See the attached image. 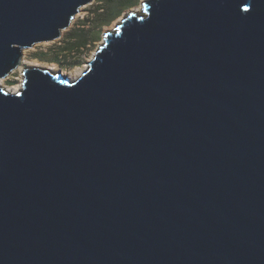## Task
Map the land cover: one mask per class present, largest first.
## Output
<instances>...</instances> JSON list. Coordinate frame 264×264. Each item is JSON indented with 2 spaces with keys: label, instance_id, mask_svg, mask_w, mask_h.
I'll return each mask as SVG.
<instances>
[{
  "label": "water",
  "instance_id": "water-1",
  "mask_svg": "<svg viewBox=\"0 0 264 264\" xmlns=\"http://www.w3.org/2000/svg\"><path fill=\"white\" fill-rule=\"evenodd\" d=\"M91 0H0V79ZM0 87V264H264V0H147L71 81Z\"/></svg>",
  "mask_w": 264,
  "mask_h": 264
},
{
  "label": "rangeland",
  "instance_id": "rangeland-1",
  "mask_svg": "<svg viewBox=\"0 0 264 264\" xmlns=\"http://www.w3.org/2000/svg\"><path fill=\"white\" fill-rule=\"evenodd\" d=\"M105 0H91L89 4L80 8L74 16L69 27L61 32L60 37L47 43L34 45L29 49L22 51V62H25L22 70L15 69L0 84L4 90L17 87L20 81L24 80L23 71L27 68H42L50 70L53 73H78L79 75L70 78L71 81L77 79L86 69L87 63L92 59L95 51L103 42V35L112 31L121 19L130 12H141L142 4L147 0H126L124 7H117L108 13L105 11L102 17L92 19V14L97 7L105 9ZM79 14V15H78ZM76 36H81L84 45L70 55H61L58 59L55 57L57 50L68 46L70 40ZM37 56H43L45 59H39ZM20 64V65H21ZM19 67V66H18ZM22 77V79H21ZM18 92V91H17ZM16 92H13L14 94Z\"/></svg>",
  "mask_w": 264,
  "mask_h": 264
},
{
  "label": "trees",
  "instance_id": "trees-1",
  "mask_svg": "<svg viewBox=\"0 0 264 264\" xmlns=\"http://www.w3.org/2000/svg\"><path fill=\"white\" fill-rule=\"evenodd\" d=\"M105 9L101 8L100 6L95 8L92 19H97L99 17L103 16V13L106 11H111L113 9H116L117 7H124L126 4H123L126 2V0H105ZM84 45V40L81 36L73 37L68 46H66L63 49L57 50L55 53V57L58 59L61 55H70L80 47ZM39 59H45L43 56H37Z\"/></svg>",
  "mask_w": 264,
  "mask_h": 264
},
{
  "label": "bare ground",
  "instance_id": "bare-ground-1",
  "mask_svg": "<svg viewBox=\"0 0 264 264\" xmlns=\"http://www.w3.org/2000/svg\"><path fill=\"white\" fill-rule=\"evenodd\" d=\"M80 10V9H79ZM79 15V14H78ZM102 43H100V45H101ZM93 58V57H92ZM21 64V63H20ZM25 64V62H23L21 65H19V67H17V69H19L20 71L22 70V68H23V65ZM87 68V67H86ZM64 75V74H63ZM79 74L78 73H65V77H67L68 79H70V78H74V77H76V76H78ZM80 77V76H79ZM21 79H22V77H21ZM71 80V79H70ZM76 80V79H75ZM2 83H4V81L2 80V79H0V84H2ZM21 83H22V81H20V83H19V88H17V87H12V88H9V89H7L8 91H10V93L9 94H12L13 92H17V91H19L20 89H21ZM6 91V90H5ZM7 92V91H6ZM8 93V92H7Z\"/></svg>",
  "mask_w": 264,
  "mask_h": 264
}]
</instances>
